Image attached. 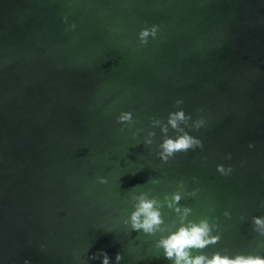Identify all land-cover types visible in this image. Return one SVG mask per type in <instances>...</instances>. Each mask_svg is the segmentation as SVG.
<instances>
[{
  "label": "water",
  "instance_id": "obj_1",
  "mask_svg": "<svg viewBox=\"0 0 264 264\" xmlns=\"http://www.w3.org/2000/svg\"><path fill=\"white\" fill-rule=\"evenodd\" d=\"M180 109L206 119L187 129L204 148L165 163L160 129L143 139L152 117ZM124 111L130 129L117 122ZM181 180L199 189L180 202L190 219L220 226L204 252L264 256L252 224L264 216V0H0V264H102L104 252L111 264L117 253L120 264H171L159 234L123 220L133 194L163 199Z\"/></svg>",
  "mask_w": 264,
  "mask_h": 264
},
{
  "label": "clouds",
  "instance_id": "obj_2",
  "mask_svg": "<svg viewBox=\"0 0 264 264\" xmlns=\"http://www.w3.org/2000/svg\"><path fill=\"white\" fill-rule=\"evenodd\" d=\"M64 19L67 22V17ZM75 27V24L71 25L72 29ZM159 29V25L143 28L139 32L140 43L147 45L149 37L155 39ZM183 103L182 99H178L175 102V107L179 109ZM117 122L130 129L137 123V120L132 112L124 111L117 117ZM206 123L207 121L203 116L192 120L191 115L186 114L183 109L170 112L166 121L159 117H152V128L147 130L143 144L151 146L156 137L155 129L159 128L162 133V142L157 145L159 149L157 155L163 162L167 163L177 153L204 148L202 140L190 135L187 129L199 131L206 126ZM123 130L122 128L121 131ZM144 131L146 130L143 128H137L133 132V138H138L140 133ZM170 131L174 132L175 135H169ZM249 147H253V145H249ZM227 159H231V154L227 156ZM217 171L224 176H230L233 168L219 164ZM97 179L101 184L108 183L107 177L100 176ZM193 180L195 181L196 178L194 177ZM147 183L158 185L161 181L150 178ZM198 192L199 189L189 191L186 182L181 180L176 184V190L164 194L163 199L159 196H153L151 190L133 194L131 196L133 210L123 220V223L129 226L131 231L142 232L147 236L156 237L159 234V238L155 241V249L171 264H264V256L262 255L252 253L233 255L227 250L215 251L211 254L203 251L209 246L217 244L221 240V234H214L219 233L220 226L213 222L211 216L206 215L198 220L190 219L194 213L193 208L181 205L182 199L196 197ZM165 207L175 214V218L170 223L165 220L163 211ZM261 207H264V202H262ZM224 216L230 218L231 212L226 210ZM252 224L253 230L264 236V216H253ZM101 255L102 264H111V258L106 252ZM121 260H123V255L117 253L116 264H120ZM24 264H29V261L25 260Z\"/></svg>",
  "mask_w": 264,
  "mask_h": 264
}]
</instances>
